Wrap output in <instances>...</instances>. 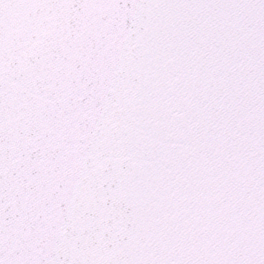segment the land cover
<instances>
[{
	"label": "snow or ice",
	"instance_id": "snow-or-ice-1",
	"mask_svg": "<svg viewBox=\"0 0 264 264\" xmlns=\"http://www.w3.org/2000/svg\"><path fill=\"white\" fill-rule=\"evenodd\" d=\"M0 264H264V0H0Z\"/></svg>",
	"mask_w": 264,
	"mask_h": 264
}]
</instances>
